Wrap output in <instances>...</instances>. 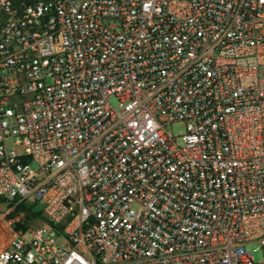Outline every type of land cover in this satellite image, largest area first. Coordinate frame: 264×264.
<instances>
[{
  "label": "built area",
  "instance_id": "2783aa9c",
  "mask_svg": "<svg viewBox=\"0 0 264 264\" xmlns=\"http://www.w3.org/2000/svg\"><path fill=\"white\" fill-rule=\"evenodd\" d=\"M1 205L0 264H264V0H0Z\"/></svg>",
  "mask_w": 264,
  "mask_h": 264
},
{
  "label": "rangeland",
  "instance_id": "374dc122",
  "mask_svg": "<svg viewBox=\"0 0 264 264\" xmlns=\"http://www.w3.org/2000/svg\"><path fill=\"white\" fill-rule=\"evenodd\" d=\"M110 103L112 104L113 107L117 108L119 106V101L115 98V97H112L110 99ZM168 131L171 132L175 137L178 138L179 142L182 143V140H181V136L185 133V127L182 123H176V124H172V125H169L167 127ZM31 167L32 169L34 170H37L38 169V165L36 163H31ZM0 209H4V206L1 205L0 206ZM259 246L258 245H253L252 246V249H258ZM254 257L257 261H261L263 259V253L261 250H256L254 252Z\"/></svg>",
  "mask_w": 264,
  "mask_h": 264
},
{
  "label": "trees",
  "instance_id": "16d2710c",
  "mask_svg": "<svg viewBox=\"0 0 264 264\" xmlns=\"http://www.w3.org/2000/svg\"><path fill=\"white\" fill-rule=\"evenodd\" d=\"M31 211V210H30ZM28 220H31V216L28 215Z\"/></svg>",
  "mask_w": 264,
  "mask_h": 264
}]
</instances>
